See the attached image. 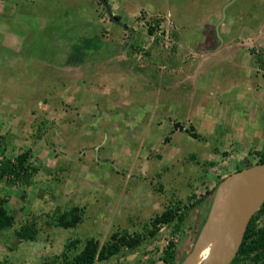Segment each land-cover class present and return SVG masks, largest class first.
I'll return each instance as SVG.
<instances>
[{
  "label": "rangeland",
  "instance_id": "374dc122",
  "mask_svg": "<svg viewBox=\"0 0 264 264\" xmlns=\"http://www.w3.org/2000/svg\"><path fill=\"white\" fill-rule=\"evenodd\" d=\"M229 1L108 0L139 44L127 60L126 30L95 0H0V155L30 150L40 168L26 186L0 181L15 215L0 233L3 264H42L70 238L102 244L146 232L172 206L187 211L181 231L161 225L135 250L94 264H164L170 241L176 259L190 252L217 186L254 165L248 152L264 145V69L255 62L264 0H234L222 14ZM36 3L46 10L28 5ZM154 19L157 44L146 24ZM84 32V43L102 45L94 59L76 51ZM72 206L82 209L75 228L47 225ZM32 214L37 239L17 242L13 230Z\"/></svg>",
  "mask_w": 264,
  "mask_h": 264
},
{
  "label": "trees",
  "instance_id": "16d2710c",
  "mask_svg": "<svg viewBox=\"0 0 264 264\" xmlns=\"http://www.w3.org/2000/svg\"><path fill=\"white\" fill-rule=\"evenodd\" d=\"M106 1L108 2V0ZM95 3L105 12L104 8L96 0ZM28 5L38 8V11H44L47 7H44L39 3H36L35 5ZM34 10L32 13H34ZM115 17L118 20H121V16L119 14H116ZM159 21L160 19H154L155 24L153 26H151L152 24L149 22L146 23L147 32L149 35L154 36L155 44L161 41V37L155 33V29L157 28ZM124 25L127 27L126 24ZM46 26V28L57 30V25L52 27L51 25L47 24ZM83 35H86L89 39H91L89 36L90 34H86V32H84L82 33L81 38L74 37V41H77V43L81 45L84 43L83 41H85ZM127 37H130L129 32H127ZM100 43L102 44L101 41ZM84 44L85 46L83 51L82 46L79 48L81 49L79 54L81 56L83 55V57H89L91 59L96 58L94 57V53L96 49L102 45L96 46L93 42H85ZM125 45L126 43L123 45V48ZM71 48H69L68 45V47L63 49L62 52H64V56L66 54L65 51H69ZM135 50L139 51V44L137 42L133 45L131 42L126 50L127 60L128 57L131 56L133 52H135ZM148 54L150 55V53L146 52V55ZM66 56H68V54H66ZM151 60L155 61L158 59ZM123 62L126 61L124 60ZM160 62H162V60ZM255 62L264 69V54H257L255 56ZM248 153L253 154V156L256 158L254 165L264 163V145L260 151H250ZM30 158V150H25L18 153L12 160L0 155V181L5 179L9 182V184L20 182L26 186L31 177H33L34 174L40 170L38 166H32L29 163ZM8 203V197L0 196V233L1 231L15 227V215L8 208ZM177 210L178 209L173 208V206L166 207L161 214L153 217L150 222V228L147 229L146 232H134L132 234H129L127 231H123L121 233L115 232L112 233L108 240L102 244H100L97 239L91 237L85 240L70 238L63 244L62 250L58 255L45 259L42 264H94L95 262L108 261L113 257L123 254V251L125 250L131 252L132 250H135L137 247H139L149 237H153L158 232L161 225L174 222L171 232L175 233L177 231H181V227L186 221L185 212L187 211L178 212ZM208 210L209 205L207 206V212ZM81 213L82 209L75 206H72L66 210L64 209L59 212L52 213L50 215L52 217V222L51 224L48 223L47 225H52L63 229L75 228L82 221ZM35 218L36 216L32 214L30 220H25V222L22 223L17 229L15 228L13 230L17 242L33 241L37 239L39 228L37 227V221ZM205 218L206 217L201 219L200 227L205 222ZM198 232L199 228L196 231V235ZM175 247V243L170 241L162 251L160 260L164 264H180V262L183 260L184 257L176 259L177 257L175 254ZM0 264H3L1 259ZM229 264H264V202L249 220L239 249Z\"/></svg>",
  "mask_w": 264,
  "mask_h": 264
},
{
  "label": "water",
  "instance_id": "95a60500",
  "mask_svg": "<svg viewBox=\"0 0 264 264\" xmlns=\"http://www.w3.org/2000/svg\"><path fill=\"white\" fill-rule=\"evenodd\" d=\"M96 1L104 8L107 18L112 23L129 32L130 37L125 46L126 50L133 39L134 30L126 27L112 14L110 4L106 0ZM233 1L231 0L224 5L221 10L222 14H224L225 8ZM220 184H230L232 187L227 198V209L223 214L224 226L220 231L203 239H201L200 229L190 252L183 258L180 264H189L203 249L214 242H217V246L209 260L204 264H229L233 260L239 249L249 220L264 202V163L241 169ZM220 184L217 186L215 192ZM210 211L209 209L208 216ZM205 221L207 220L205 219Z\"/></svg>",
  "mask_w": 264,
  "mask_h": 264
},
{
  "label": "bare ground",
  "instance_id": "6f19581e",
  "mask_svg": "<svg viewBox=\"0 0 264 264\" xmlns=\"http://www.w3.org/2000/svg\"><path fill=\"white\" fill-rule=\"evenodd\" d=\"M230 184H225L226 186L224 184H220L217 191H214L209 208L211 210L210 214L209 216L207 215V221H205L200 230L201 239L211 236L223 228V214L227 209V198L232 189ZM216 246L217 242L212 243L203 249L194 259H192L189 264H204L209 260Z\"/></svg>",
  "mask_w": 264,
  "mask_h": 264
},
{
  "label": "crops",
  "instance_id": "0c3cea01",
  "mask_svg": "<svg viewBox=\"0 0 264 264\" xmlns=\"http://www.w3.org/2000/svg\"><path fill=\"white\" fill-rule=\"evenodd\" d=\"M4 6H2L1 8H3ZM4 11V8L2 9V12ZM79 48H76V51L78 50ZM82 49H84V48H82ZM82 58L84 59V57H83V55H82ZM122 60H126V59H124L123 57L121 58ZM86 63V62H85ZM84 62H82V65L84 66V65H86ZM82 66V67H83ZM87 66V65H86ZM86 66H84V67H86ZM89 66V65H88ZM88 68H90V67H88ZM92 71H91V73H96L98 70H96V67H94V68H92L91 69ZM94 71V72H93ZM88 75V74H87ZM90 75H92V74H90ZM103 76H104V74H102ZM106 75V74H105ZM94 126V125H93ZM3 231H1V233H2Z\"/></svg>",
  "mask_w": 264,
  "mask_h": 264
},
{
  "label": "flooded vegetation",
  "instance_id": "af4514ba",
  "mask_svg": "<svg viewBox=\"0 0 264 264\" xmlns=\"http://www.w3.org/2000/svg\"><path fill=\"white\" fill-rule=\"evenodd\" d=\"M106 14V13H105ZM127 43V42H126ZM126 46V45H125ZM125 57H126V53H125Z\"/></svg>",
  "mask_w": 264,
  "mask_h": 264
}]
</instances>
